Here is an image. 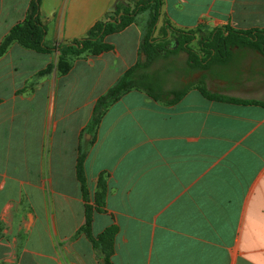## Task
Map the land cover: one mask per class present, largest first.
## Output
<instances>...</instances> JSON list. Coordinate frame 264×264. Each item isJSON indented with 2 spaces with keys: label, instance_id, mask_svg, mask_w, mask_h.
Returning <instances> with one entry per match:
<instances>
[{
  "label": "crops",
  "instance_id": "crops-1",
  "mask_svg": "<svg viewBox=\"0 0 264 264\" xmlns=\"http://www.w3.org/2000/svg\"><path fill=\"white\" fill-rule=\"evenodd\" d=\"M162 1L158 26L198 31L197 39L225 27L264 30V0ZM29 2L0 0V43ZM117 3L41 0L45 44L84 38L113 16ZM127 36L135 38L132 60L121 46ZM141 37L133 23L105 39L112 50L72 57L65 75L58 51L26 52L12 44L0 58V128L8 124L0 131V264H76L77 257L92 264L95 251L78 233L84 223L75 176L79 137L97 98L137 61ZM195 73L211 93L264 99V56L255 51L235 49L228 63ZM39 99L44 110L30 163L26 131L21 127L14 143L11 129L16 119L26 120L22 105ZM69 104L78 116L71 148L57 132ZM45 120L53 123L48 147ZM66 170L74 172L83 208L82 223L71 230L65 223L78 198L65 189ZM84 170L90 195L99 175H107L104 211L94 214L92 235L118 227L111 264H264V106L207 100L196 87L172 106L131 91L102 118Z\"/></svg>",
  "mask_w": 264,
  "mask_h": 264
},
{
  "label": "trees",
  "instance_id": "trees-1",
  "mask_svg": "<svg viewBox=\"0 0 264 264\" xmlns=\"http://www.w3.org/2000/svg\"><path fill=\"white\" fill-rule=\"evenodd\" d=\"M40 3L41 0H30L24 19L15 24L3 37L0 43V58L12 44L41 54L58 51L57 68L60 75L68 73L72 57H80L83 54L96 56L112 50L113 47L107 44L105 39L125 30L136 21L139 15L146 12L148 14L146 29L139 44L137 61L104 94L97 98L90 120L81 132L77 147L75 176L79 183L84 207V223L78 233L85 235L94 251L98 253L99 250V264H111L114 238L118 227L111 225L96 238L92 235L93 216L95 213L104 211L107 196V175L106 173L99 175L93 201H91L84 170L85 160L95 142L102 118L114 103L131 91L142 92L155 102L172 106L181 100L189 89L196 87L207 100L264 106V99L243 100L211 93L207 90L203 80L178 89H166L162 71H152V67L157 61L179 52H184L187 55L188 73L206 71L213 64L228 63L235 49H248L264 56V30H236L225 27L214 29L207 36L200 35L197 39L198 31L179 30L168 22H163L159 28L160 37H155L163 1L137 0L131 7L126 0H118L113 16H109L105 21L95 23L84 38L76 39L69 44L49 46L44 41L47 28L40 19ZM194 42L197 43V50L191 48V44ZM162 53L165 55L163 56ZM45 72L43 71V73ZM86 135L89 136V139H86Z\"/></svg>",
  "mask_w": 264,
  "mask_h": 264
},
{
  "label": "rangeland",
  "instance_id": "rangeland-1",
  "mask_svg": "<svg viewBox=\"0 0 264 264\" xmlns=\"http://www.w3.org/2000/svg\"><path fill=\"white\" fill-rule=\"evenodd\" d=\"M128 2H129L128 4L131 7H133L135 0H128ZM147 21H148V14L146 12V13L139 15L136 21L134 22V24L136 23L138 26L141 27L142 34L144 33L146 29ZM159 28L160 26L157 25V29L154 34L155 37H160ZM134 45H135V38H130L127 36L121 39V46L124 48L123 49L124 52L126 51L127 60H132V58L134 57V53H133ZM191 48L194 50H197L198 49L197 43L196 42L192 43ZM21 49H23L22 51L30 52V50H26L24 48H21ZM162 55L164 56L165 53H162ZM186 58H187V55L184 52H179L177 54L168 55V57H166L165 59H160L153 65L152 71H156V70L162 71L163 76L162 75L161 76L164 78L166 82L165 84L166 89L182 88L184 85L193 83L197 80L196 78L197 73L187 72ZM51 69L52 67L48 65L44 69V71H46L44 74L50 73ZM29 94H31V92ZM22 106H24L22 109L27 112L26 120L20 123L19 119H16L15 122L13 123L11 131L14 134V138H15L14 143L18 141L17 134L19 133V131H21L20 130L21 127H22V131L23 130L26 131L28 135L27 137L28 149H29L28 158H29L30 163H34L37 157H36V154L34 152H30V150L33 151V149H36L38 147V137L36 133H38L40 129V123H41L40 117L44 110V107H43L44 103H42L41 100L39 99L37 102L27 103V106L25 105H22ZM66 111H67V115L57 124V129H58L57 132H58L59 138L64 139L66 147L71 148L72 144L74 143V139H73L74 130L78 126V124L75 122V120L78 119V116L75 114L74 107H72L70 104H69V107H67ZM7 128H8V124L5 123L4 126L0 128V131L7 132ZM42 129H43L45 136H47V138L44 139L43 147H48L50 146V143H51L53 123L45 120L42 124ZM73 155L75 154L73 153ZM66 175L67 177H66L65 189L75 193V195L78 198V201H75L74 216L67 217V221L65 223V228L71 230L73 226H75L76 223H77V226L82 223L83 208H82V203L80 200V195L78 192V185L74 177V172L69 174V171L66 170ZM90 199L91 201H93V195H90ZM79 237L80 235L75 236V239H74L75 243L77 242ZM60 244H61V251H62L64 248V243L61 242ZM98 255H99V250H98V253L96 251H95V254L91 253L90 259H91L92 264L98 263L97 261ZM82 260L83 259L81 257H77L76 264H83Z\"/></svg>",
  "mask_w": 264,
  "mask_h": 264
},
{
  "label": "water",
  "instance_id": "water-1",
  "mask_svg": "<svg viewBox=\"0 0 264 264\" xmlns=\"http://www.w3.org/2000/svg\"><path fill=\"white\" fill-rule=\"evenodd\" d=\"M86 139H89V136L86 135Z\"/></svg>",
  "mask_w": 264,
  "mask_h": 264
}]
</instances>
